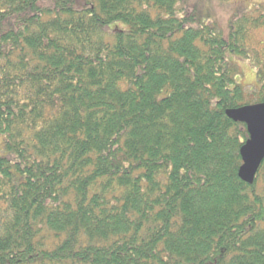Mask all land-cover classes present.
Returning <instances> with one entry per match:
<instances>
[{
	"label": "trees",
	"instance_id": "1",
	"mask_svg": "<svg viewBox=\"0 0 264 264\" xmlns=\"http://www.w3.org/2000/svg\"><path fill=\"white\" fill-rule=\"evenodd\" d=\"M230 1L0 0V264H264L227 114L264 8Z\"/></svg>",
	"mask_w": 264,
	"mask_h": 264
},
{
	"label": "water",
	"instance_id": "2",
	"mask_svg": "<svg viewBox=\"0 0 264 264\" xmlns=\"http://www.w3.org/2000/svg\"><path fill=\"white\" fill-rule=\"evenodd\" d=\"M227 114L247 124L249 138L241 148L243 162L239 176L253 183L264 161V102L228 109Z\"/></svg>",
	"mask_w": 264,
	"mask_h": 264
},
{
	"label": "rangeland",
	"instance_id": "3",
	"mask_svg": "<svg viewBox=\"0 0 264 264\" xmlns=\"http://www.w3.org/2000/svg\"><path fill=\"white\" fill-rule=\"evenodd\" d=\"M254 2H260L262 4V8H264V0H231L228 4L212 3L208 6V9L204 8V11H206L211 17L214 16L220 21V24L225 26L227 20L230 18V16H232L236 9H242L245 6L250 7ZM262 36H264V32L262 33ZM256 38L257 39L254 40L255 43H257L256 41L259 40L260 37L257 35ZM259 48L261 49V46ZM235 62L237 63L240 72L238 81L246 87V90L248 93L250 92V95L254 96L257 88L255 87L256 71L253 68V63L248 58L238 57H235ZM256 188L259 192H264V169L257 178Z\"/></svg>",
	"mask_w": 264,
	"mask_h": 264
}]
</instances>
